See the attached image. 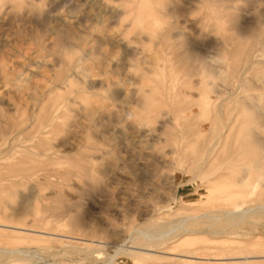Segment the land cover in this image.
Here are the masks:
<instances>
[{"label":"rangeland","instance_id":"1","mask_svg":"<svg viewBox=\"0 0 264 264\" xmlns=\"http://www.w3.org/2000/svg\"><path fill=\"white\" fill-rule=\"evenodd\" d=\"M60 94L0 222L62 235L0 225V264H264V0H0V130Z\"/></svg>","mask_w":264,"mask_h":264},{"label":"bare ground","instance_id":"2","mask_svg":"<svg viewBox=\"0 0 264 264\" xmlns=\"http://www.w3.org/2000/svg\"><path fill=\"white\" fill-rule=\"evenodd\" d=\"M66 62H67L68 65H71V66H73L76 63L74 58H68L66 60ZM249 65H251V64H249ZM248 66H246V67L249 68ZM244 71H248V69L244 70ZM185 72H186V70H185ZM191 74H193V73H191ZM65 79H66L65 76L62 77V80H65ZM69 85H70V83H69ZM69 99H70V97L68 96V94H60V95H56V96H50V99L45 104H43L39 115L34 116L33 118L31 116H27L25 118H21L18 121L11 122L7 126L1 128V130H0V171H3V173L0 176V180H2V183L0 182V189L11 190L13 187L17 186L18 184H21L22 181L20 179H16V177L17 176H21L20 174H22L21 177L22 178H26L30 174V172H33V170L37 167L38 164L39 165H44L47 168V174H46L47 177L46 178L49 177L50 173H49V168H48L47 164L50 161H55L56 158H57L56 157L57 151L54 149V146H53L51 141L53 139L57 138L58 137L57 134L62 132V130H64V123L65 122L61 120L62 117H63L61 115V113L64 112V111L66 112V108L69 106ZM89 114H90V111H89ZM139 120H141V119H139ZM189 126H190V124H189ZM24 142L26 144H25V146H22V148L26 149V151L17 150V148L19 146H21ZM27 143H28V145H27ZM214 149H215V144H212L211 147L209 146V147L205 148V151L203 152V154H205V157H204V161H203L201 167L204 166V164L205 165L208 164L207 162H210L211 155H212V152L214 151ZM33 156H36L37 159H39V157L43 158V160H40V161L37 160L38 162H35L34 160H30V158H32ZM3 159H12V162H10V163H6L7 161H5V162L3 161L2 162ZM259 177H260V175H259ZM257 178H258V175H257ZM256 182H258V181H256ZM258 183H261V182H258ZM258 183H256L255 186ZM253 191H254V188L250 192H253ZM231 199H233V198H231ZM240 205H238V206L240 207ZM256 207H258V208H256ZM256 207H255L256 208L255 209L256 212L257 211L264 212V205H259V206H256ZM66 210L68 211V207L67 206H66ZM239 210H234V211L226 210V214L228 215V217H230L232 219H238L239 217H245V215H247V213H248L246 211H241V210L239 211ZM249 213H251V211ZM258 213H260V212H258ZM199 216H201V215H199ZM199 216L196 215V217H194V216L193 217L197 219V217H199ZM204 216H207V215H204ZM209 218H213V217H209ZM214 219H216V221H218V220L221 219V217H214ZM0 225L1 226H8V227L9 226L10 227H15V228H19V229H22V230L44 232V233L48 234L47 236H50V235H55V236L62 235V234H57L55 232H47L45 230L44 231L43 230H34V229L28 228V227L10 225V224H7V222L6 223L5 222H0ZM174 231H175V229H172V230H170L168 232L161 233V235H163L162 237H164V235L166 233L172 234V233H175ZM140 234L142 236H144V240L147 242V246H150V247L155 246L157 244L156 242L159 240L154 235L148 234V233H145V232H142V231H139L138 236L135 237V240H136L137 237H139ZM154 241H156L155 242L156 244L153 243ZM128 247L129 248H133V252L134 253H145L146 251H144V250H149L148 249L149 247L148 248H146V247H138V246H135V245L134 246L131 245V246H128ZM116 250H118V249L116 248L115 251ZM150 251H155V250L151 249ZM116 252H118V251H116ZM116 254H118V253H116ZM116 254H115V256H116ZM178 255L183 256V255H186V254L180 253ZM248 257H250V256H248ZM192 258H198V256L197 255H188L186 261L187 262H189V261L191 262L193 260ZM200 258H201V255H200ZM170 259H171V257H170ZM209 259H214V257L213 258H209Z\"/></svg>","mask_w":264,"mask_h":264}]
</instances>
